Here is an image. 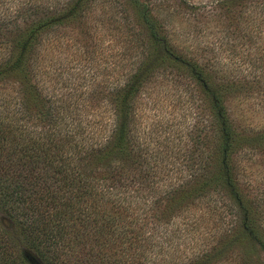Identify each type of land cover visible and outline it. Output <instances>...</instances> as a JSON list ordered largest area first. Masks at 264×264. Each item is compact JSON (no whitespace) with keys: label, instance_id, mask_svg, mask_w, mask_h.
I'll list each match as a JSON object with an SVG mask.
<instances>
[{"label":"trees","instance_id":"16d2710c","mask_svg":"<svg viewBox=\"0 0 264 264\" xmlns=\"http://www.w3.org/2000/svg\"><path fill=\"white\" fill-rule=\"evenodd\" d=\"M104 5L134 63L97 75L84 38ZM214 12L219 48L236 57L245 43L239 75L216 68L214 45L170 42L155 16L127 20L120 0H0V213L16 229L0 224V264H24L7 250L18 239L43 264H225L245 236L246 264H264V128L249 118L264 109V0H222ZM61 28L74 35L60 45L77 47L66 79L52 44ZM159 78L189 87L201 111L173 161L159 159L165 147L148 154L136 132L135 110ZM234 94L246 98V124L229 112Z\"/></svg>","mask_w":264,"mask_h":264},{"label":"rangeland","instance_id":"374dc122","mask_svg":"<svg viewBox=\"0 0 264 264\" xmlns=\"http://www.w3.org/2000/svg\"><path fill=\"white\" fill-rule=\"evenodd\" d=\"M159 1L160 3L158 4ZM159 1L120 0V3L121 5L123 4L125 8L127 20L129 17L133 20L142 21L141 17H143L145 12L147 13V19L149 20H152L155 16L158 21L163 23V32L168 36V40L185 51L199 52L204 46L209 47L213 45L216 49L219 48L218 43L225 39V34L224 30L219 27L220 23L214 21L217 13L214 12V5L222 0H181L184 4H179V0ZM185 7L190 8V10L185 12ZM201 7L204 8L200 11L199 8ZM102 8V10L100 8H95L89 17H94V19L96 18L95 20H100L97 18L102 17L104 18L103 24L96 22V30H90L88 37L84 38L87 43L86 50L89 51L93 48L92 54L95 53L96 55L94 60L95 64H91L90 69L92 73H96L97 75L105 64L108 63H116L117 67L118 64H120V66H123V70L131 68L132 63H134L133 51L135 50L134 47L133 51L131 49L129 50V45L123 43L121 36L118 35V32L120 33V31H123L119 30L116 32V27L106 21L112 15L111 13L113 10L107 5H104ZM194 9H199V11H193ZM174 10H177L179 13L174 14ZM191 10L193 12H191ZM122 11L116 12L114 17L117 19L123 17L124 12ZM182 11L185 12V14H182ZM206 11H208L209 14L207 17L205 16ZM200 15H204L205 17L200 18ZM242 20L243 22H241L242 24L240 25L241 32L246 34V14H244ZM91 28L93 27L90 26V29ZM73 35L72 32H67V30L61 28V30L56 33V36L59 37V43L57 41L52 42V44L56 46L54 55L58 56L60 62L63 64L65 72L61 75L64 79L69 76H75V72L73 73V71L68 69L69 65L66 66L63 59L70 55L77 54V47L75 46L74 48L73 46L71 49L67 50L60 45V43L63 42L62 37H73ZM240 43H242V41ZM234 54L236 57H233L229 48L226 46L219 48L216 56V68L222 72L226 71L229 74L231 73V75H239L240 73L236 71L235 65L236 63H240L242 65L241 68H246L245 43L242 45L238 44L237 48L234 50ZM80 56L81 55H79V57ZM243 71L244 72L241 74L246 76V70ZM97 78H99V76H97ZM86 79L88 80L89 77H86ZM52 84H54L53 80ZM47 87H49L48 84ZM57 87H59V84H57ZM150 88L151 91L145 95L140 108L135 110L136 115L134 118L136 132L137 135H139L140 141H144H141L143 147L148 141H150L148 144L152 149L147 148L148 154H156V150L165 147L170 153H166V155L161 154L159 159L163 158L164 160H168L169 158L170 161H173L175 157V154L173 155V153L178 149L177 144H179V140L182 144V140L186 139V134L189 131L195 116H197V113L198 116L201 113L200 109H197L196 107L197 97L192 95L189 87L186 88L183 85L178 89L179 91H175L173 83L169 81L166 82L165 79L160 78L151 83ZM239 96L235 97V94L232 97L230 96L227 105L230 114L236 122L241 123L240 121L244 120V124H246V98H241V96ZM251 109L248 110V113H252ZM258 110L259 111L257 112H253V115H249L250 122H252L254 126L264 128V109ZM148 160L150 159L148 158ZM243 167L246 175V163ZM242 180L245 181L246 177ZM0 224L6 233L10 234L16 232V229L13 228L8 217L2 213H0ZM200 230L193 227L191 233L194 238L199 239L198 235L201 233ZM244 240L243 245L240 246L238 243L231 247L232 251L229 254L231 260L225 264H246V236ZM1 242L2 241H0V253L4 250ZM7 250H12L16 255L20 254L24 259V264H43L25 247L24 242L20 239L11 243ZM192 250H189L187 245L183 251V256L190 254ZM235 256H237V258ZM260 256L262 257L261 254ZM15 259L19 260L20 258L16 256ZM218 264L224 263L218 262Z\"/></svg>","mask_w":264,"mask_h":264}]
</instances>
